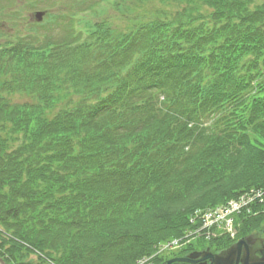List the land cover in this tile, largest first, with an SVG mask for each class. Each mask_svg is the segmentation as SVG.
<instances>
[{
    "label": "trees",
    "instance_id": "trees-1",
    "mask_svg": "<svg viewBox=\"0 0 264 264\" xmlns=\"http://www.w3.org/2000/svg\"><path fill=\"white\" fill-rule=\"evenodd\" d=\"M198 1L211 19L190 6L184 20L142 25V35L108 30L91 63L80 51L61 68L57 56L0 50L12 79L42 83L54 105L67 101L64 86L69 96L62 117L48 119L51 106L16 108L0 95V253L9 263L37 264L24 252L36 250L56 264H136L182 236L196 209L264 185V69L254 75L264 66V2ZM162 83L191 108L212 99L223 131L195 132L183 113L159 118L152 92ZM6 124L26 136L18 150ZM262 219L246 218L242 233Z\"/></svg>",
    "mask_w": 264,
    "mask_h": 264
},
{
    "label": "rangeland",
    "instance_id": "rangeland-1",
    "mask_svg": "<svg viewBox=\"0 0 264 264\" xmlns=\"http://www.w3.org/2000/svg\"><path fill=\"white\" fill-rule=\"evenodd\" d=\"M91 1L93 0H50L49 3H46V1H43L39 5H37L32 2H27L26 0H0V34L2 32H8L10 30H15L18 26H20V22L21 23L25 22L26 18L33 11H41V10H44L43 8H45L47 9L46 11H56V12L59 11L63 14H66L67 12H72L77 8L84 7ZM256 1L257 3L264 2V0H256ZM190 6L197 7L200 10V13H202L206 17L207 20L211 19L210 13L212 12L213 8L211 6H208L206 4L199 2L198 0H169L165 2H163L162 0H151L150 2H147V4L144 6H140L139 4L135 9V15L155 14L157 10L162 9L164 12H166L170 16H177V12L180 11L181 13H183L184 9H189ZM109 16L112 17V20L115 22L114 26H116V24L120 21L124 26L123 17L118 16L113 11L109 12ZM177 18L179 20L181 19L180 16ZM182 20H184V17H182ZM127 25H128V28L132 30L133 25H135V21L129 22L127 23ZM50 36L53 40H61L65 37V35L59 32V30L51 31ZM261 51L263 52L261 60H264V49ZM82 55H84V60H87V61L88 59H91L94 56L86 52H83ZM135 56L136 55H131L128 58H126V60L127 61L128 59L132 60V58ZM247 59H250V57H247ZM143 60L145 61V59ZM60 61L62 60L57 61V65L59 64ZM66 61H71V59H66ZM144 63L145 62H143V64ZM17 76L18 75L15 72L13 62L7 58L0 59V81L1 82L4 81V77H7L5 78L6 80V79L17 77ZM38 94H41V87L39 85L35 87L34 93L32 91L15 92L12 95H10V98L15 97L17 100H20V101L24 99L25 101L34 102ZM56 107L57 108L53 110L54 112L52 113L50 117L54 116L60 110V108L62 107V104L61 105L59 104ZM2 135L7 140L6 142H7L8 148L12 150L16 149L18 146H20L24 142L23 134L13 133L11 128L9 126L7 127V124H6V128L2 130ZM237 222L238 221H236V223ZM178 254H180V252L176 251L175 253H172L169 256V258L175 255H178Z\"/></svg>",
    "mask_w": 264,
    "mask_h": 264
},
{
    "label": "water",
    "instance_id": "water-1",
    "mask_svg": "<svg viewBox=\"0 0 264 264\" xmlns=\"http://www.w3.org/2000/svg\"><path fill=\"white\" fill-rule=\"evenodd\" d=\"M257 252L262 255L258 256ZM195 258H200L199 263ZM182 261L194 264H264V241L257 234H252L217 253H212L207 248L205 251L193 252L188 257L171 259L164 264H180ZM0 264L6 263L0 258Z\"/></svg>",
    "mask_w": 264,
    "mask_h": 264
},
{
    "label": "built area",
    "instance_id": "built-area-1",
    "mask_svg": "<svg viewBox=\"0 0 264 264\" xmlns=\"http://www.w3.org/2000/svg\"><path fill=\"white\" fill-rule=\"evenodd\" d=\"M245 198H243L242 200V203L245 202ZM245 204V203H244ZM241 205L243 204H240V203H233L231 204L229 207L225 208L224 210H221V214H219L218 216L216 217H219V220H224L226 218H228V216L235 210H237L239 207H241ZM219 212V213H220ZM229 222V221H228Z\"/></svg>",
    "mask_w": 264,
    "mask_h": 264
},
{
    "label": "flooded vegetation",
    "instance_id": "flooded-vegetation-1",
    "mask_svg": "<svg viewBox=\"0 0 264 264\" xmlns=\"http://www.w3.org/2000/svg\"><path fill=\"white\" fill-rule=\"evenodd\" d=\"M263 235H264V234H263ZM223 247H226V246L224 245ZM217 248H219V247L215 246V247H214V251L217 250ZM257 254H258V256H261V255H262L261 252H257Z\"/></svg>",
    "mask_w": 264,
    "mask_h": 264
}]
</instances>
